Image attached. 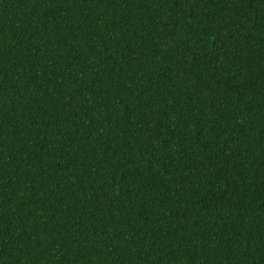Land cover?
I'll list each match as a JSON object with an SVG mask.
<instances>
[{
    "label": "trees",
    "instance_id": "1",
    "mask_svg": "<svg viewBox=\"0 0 264 264\" xmlns=\"http://www.w3.org/2000/svg\"><path fill=\"white\" fill-rule=\"evenodd\" d=\"M0 264H264V0H0Z\"/></svg>",
    "mask_w": 264,
    "mask_h": 264
}]
</instances>
